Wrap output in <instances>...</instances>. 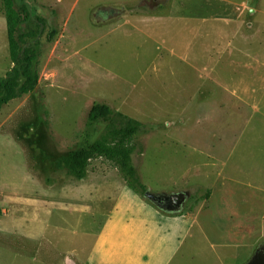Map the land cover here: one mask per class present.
Listing matches in <instances>:
<instances>
[{
    "label": "rangeland",
    "instance_id": "obj_1",
    "mask_svg": "<svg viewBox=\"0 0 264 264\" xmlns=\"http://www.w3.org/2000/svg\"><path fill=\"white\" fill-rule=\"evenodd\" d=\"M14 1L46 29L37 86L0 110V264H246L264 247L263 2ZM7 34L0 0V77ZM94 103L145 125L132 164L151 193L187 194L179 213L102 157L66 174L105 132Z\"/></svg>",
    "mask_w": 264,
    "mask_h": 264
},
{
    "label": "trees",
    "instance_id": "obj_2",
    "mask_svg": "<svg viewBox=\"0 0 264 264\" xmlns=\"http://www.w3.org/2000/svg\"><path fill=\"white\" fill-rule=\"evenodd\" d=\"M3 2L12 66L0 77V110L37 86L40 38L46 29L45 20L37 16L26 3L16 5L14 0ZM56 34L57 30L51 27L46 34V41H53ZM96 123L106 124L105 132L94 142L61 159L66 174L76 180H83L90 161L102 157L120 169L131 190L143 194L146 186L132 164V155L136 150L133 137L144 131L145 125L102 103L92 104L87 115V125Z\"/></svg>",
    "mask_w": 264,
    "mask_h": 264
},
{
    "label": "water",
    "instance_id": "obj_3",
    "mask_svg": "<svg viewBox=\"0 0 264 264\" xmlns=\"http://www.w3.org/2000/svg\"><path fill=\"white\" fill-rule=\"evenodd\" d=\"M165 2L166 0H161ZM144 197L167 214L179 213L187 198L185 193L155 194L146 190ZM246 264H264V247L258 249Z\"/></svg>",
    "mask_w": 264,
    "mask_h": 264
},
{
    "label": "crops",
    "instance_id": "obj_4",
    "mask_svg": "<svg viewBox=\"0 0 264 264\" xmlns=\"http://www.w3.org/2000/svg\"><path fill=\"white\" fill-rule=\"evenodd\" d=\"M258 2H263L264 3V0H257ZM236 9H238V8H236ZM235 9V10H236ZM254 12H257L258 10H253ZM110 219V218H109ZM183 237H185V235L183 236ZM178 248H179V245L178 246H176L175 247V249L172 251V253H171V257H170V259L177 253V250H178ZM144 260L146 261V257H144Z\"/></svg>",
    "mask_w": 264,
    "mask_h": 264
}]
</instances>
